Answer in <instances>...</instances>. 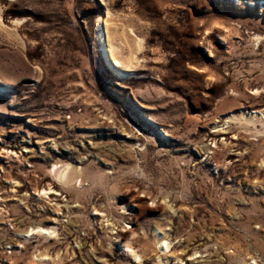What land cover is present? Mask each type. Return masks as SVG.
<instances>
[{"label":"rangeland","instance_id":"1","mask_svg":"<svg viewBox=\"0 0 264 264\" xmlns=\"http://www.w3.org/2000/svg\"><path fill=\"white\" fill-rule=\"evenodd\" d=\"M254 261L264 0H0V264Z\"/></svg>","mask_w":264,"mask_h":264},{"label":"bare ground","instance_id":"2","mask_svg":"<svg viewBox=\"0 0 264 264\" xmlns=\"http://www.w3.org/2000/svg\"><path fill=\"white\" fill-rule=\"evenodd\" d=\"M97 26H98V28H99V40H100V45H101V50H102V52H103V55H104V57H105V59H106V61L110 64V65H112L110 62H112L111 61V56H110V49L108 48V43H106V39L104 38V34H103V32L104 31H102V24H101V21L100 20H98L97 21ZM117 73H119V74H123V75H125L126 73H122V72H120V71H118V70H116V69H114ZM128 75L130 74V73H127ZM259 114H260V112H259ZM262 115V114H261ZM67 166V165H66ZM66 166H63V167H60V168H64V167H66ZM60 168H58V167H55L54 169H53V172H54V175L60 180V181H62V180H66L67 181V179L69 178V173L67 172V171H65L64 169H60ZM68 169H69V167H67ZM67 169V170H68ZM71 169V168H70ZM70 172V171H69ZM54 176V177H55ZM65 183V182H64ZM51 191V190H50ZM44 193H46L45 191H44ZM44 234V235H53V233H55L54 232V230H51L50 228H45V227H43V226H37V227H32V228H30L28 231H27V234L25 235V236H30V235H32V234ZM129 243V242H128ZM123 246L125 247V250L126 251H128V252H130L131 254H133V256H135V258L136 257H138L139 258V254H137L128 244H123ZM168 246H169V244H168V242L167 241H165L164 240V238L162 237V241H161V245H160V248H161V250L163 251V252H165V250H167V248H168ZM166 254V253H165ZM171 254H173V253H171ZM168 256L169 255H166V261H167V259H168ZM171 256V255H170ZM173 257H175V258H178V259H181L182 260V256L181 255H179V254H174L173 255ZM35 260H37V261H39V262H43V261H45V260H47V257H45V256H43V255H37V256H35ZM255 260V259H254ZM55 261V260H54ZM253 264H258L256 261H254L253 262Z\"/></svg>","mask_w":264,"mask_h":264}]
</instances>
